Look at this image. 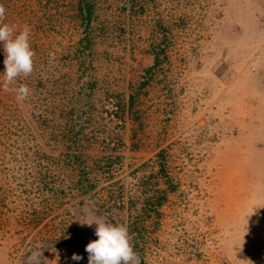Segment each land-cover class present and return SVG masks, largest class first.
Segmentation results:
<instances>
[{"label":"rangeland","instance_id":"rangeland-1","mask_svg":"<svg viewBox=\"0 0 264 264\" xmlns=\"http://www.w3.org/2000/svg\"><path fill=\"white\" fill-rule=\"evenodd\" d=\"M0 5L35 52L18 101L0 45V264H88L85 205L140 264H264V0Z\"/></svg>","mask_w":264,"mask_h":264},{"label":"clouds","instance_id":"clouds-1","mask_svg":"<svg viewBox=\"0 0 264 264\" xmlns=\"http://www.w3.org/2000/svg\"><path fill=\"white\" fill-rule=\"evenodd\" d=\"M5 11L4 6L0 5V45L3 46L5 65L3 83L6 90L11 88L16 93L18 101H24L29 97L30 89L25 84L16 86V83L18 77L21 75L27 77L34 70L35 52L30 44L31 30L25 25L17 31L15 25L5 23ZM49 55L50 59L55 58L54 53ZM259 207L261 206L253 207L247 216L253 214ZM83 212L85 219L80 222L81 225L92 227L94 224L97 237L85 245L88 264H140V256L134 251L132 243L134 238L129 233L127 225L113 223L107 217L96 214L87 205L84 206ZM43 248L41 245L30 250L23 264H44ZM72 259L78 261L82 257L73 253Z\"/></svg>","mask_w":264,"mask_h":264}]
</instances>
